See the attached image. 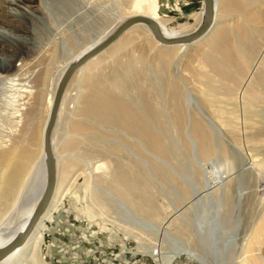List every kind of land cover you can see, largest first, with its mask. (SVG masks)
I'll return each mask as SVG.
<instances>
[{
	"label": "bare ground",
	"instance_id": "obj_1",
	"mask_svg": "<svg viewBox=\"0 0 264 264\" xmlns=\"http://www.w3.org/2000/svg\"><path fill=\"white\" fill-rule=\"evenodd\" d=\"M6 1L23 7L30 0ZM239 1L213 0L212 26L190 42L162 43L146 23L136 22L74 72L51 131L52 191L23 242L1 256L0 264H48L42 255L46 222L81 173L69 184L72 163L65 154L78 150L81 137L108 135L102 128L119 131L134 154H126L117 144L104 145L115 158L111 164L88 163L87 195L93 196L94 188L100 187L92 170H102L109 195L101 197L115 204L107 212L99 201L101 217L112 216L108 220L132 234L138 242L136 252H148L161 264L175 260L176 264H264V8L254 10L264 0H247L246 15L229 12ZM112 4L122 21L69 55L52 83L49 69L24 59L20 48L0 59V115L5 118L0 122V249L26 232L47 189L44 133L68 66L129 17L147 16L161 34L174 38L196 31L204 16V0L195 23L172 26L160 12L161 0H112ZM224 15L232 16L221 22L219 16ZM129 32L136 36L128 39ZM146 36L154 43L150 49L141 46L138 53L116 55ZM193 46L198 51L186 62L188 72L175 76L174 68L180 70L182 56ZM20 57L21 66L13 67L10 61ZM77 79L82 87L77 90L76 85L72 93ZM64 113V128L68 125L70 130L57 137ZM175 140L188 148L182 150L190 156L186 175L174 169L178 159L170 161L180 152L174 148ZM151 155L164 162H155ZM167 182L174 193L160 203L159 195L166 191L161 183ZM183 235L188 238L183 245H190V250L176 245L172 249Z\"/></svg>",
	"mask_w": 264,
	"mask_h": 264
},
{
	"label": "rangeland",
	"instance_id": "obj_2",
	"mask_svg": "<svg viewBox=\"0 0 264 264\" xmlns=\"http://www.w3.org/2000/svg\"><path fill=\"white\" fill-rule=\"evenodd\" d=\"M68 2L30 0L26 2L27 6L22 4L23 7H17L6 0H0V59L2 57L6 58L8 53L20 48L24 50V59L36 60V62L40 63V66L49 69V82L51 81L52 83L60 66L68 59L69 55H74L77 51L84 48L90 41L101 35L107 26L122 21L118 16L120 14H116L119 13V9L115 4H112V0H71ZM161 2L160 12L169 20V25L171 26L182 23H195L198 12L202 7V0H161ZM257 4L254 6V10L262 12L263 3ZM17 9L18 11H16ZM126 9H123L121 14L126 13ZM229 12L246 15L248 13L247 0H240L233 5ZM231 16H219V19L221 22H227ZM236 18L238 19V16ZM12 29L13 31H11ZM3 32L10 33V35H5ZM6 36H9L13 43ZM135 36L134 32L127 34L128 39H133ZM143 38V40H134L126 48L118 51L116 55L122 52L138 53L141 46H143L142 48L150 49L154 45L153 41L148 36ZM158 49V47H154V51ZM197 51L198 46L189 47L185 51L182 56L184 58L179 63L181 71L175 68L173 70L174 74L178 72L175 76L179 75L182 70L188 72L186 62L188 59H192ZM24 59L21 57L13 58L10 62L13 67H19L21 65L18 63ZM198 60L196 58L193 62H196L197 65V63L199 64ZM106 61L111 62V60ZM193 62L192 64L195 65ZM80 75L76 78L80 77ZM76 81L71 86L72 93L76 92L74 88L78 84V79ZM81 87L80 83L77 85V90H80ZM69 99L70 96H68L67 100ZM42 116L44 120L46 116V108L44 107ZM1 119L4 120L5 118L0 115V122ZM64 119L65 113L56 129L55 134L57 137L60 136L61 131L64 129L70 130L68 125L64 128ZM102 129L108 135L98 136L97 134H92L81 137L78 150H70L65 154V158L72 163L69 166V172L71 171L68 177L69 184L72 183L76 173H81L61 202L53 209L51 218L46 222L42 255L48 264H161L157 257L148 252H136L137 239L132 234L127 235L108 220L113 218L112 216H105L106 219L101 217L103 214L97 204L99 201L106 204L109 209L107 212L111 211L110 207L115 204L103 199V197L107 198L109 194H107L108 191L106 190L108 188L107 183L102 181L105 177L101 172L102 170H92L93 175L99 176L97 181L100 187L94 188L96 193L93 196L87 195L88 184L85 182V178L88 175V168L86 167L88 163L94 164L105 160L104 162L111 164L115 158L114 155L105 151L106 145L117 144L122 151L125 150L126 154H134L132 148L120 137L119 131L112 128ZM181 142L180 140H175L174 148H177L176 150H180V152H177V155H173L172 157L174 158H170V161L173 162L178 159L174 161V164L177 165L174 169L186 175L185 166L189 162L190 156L188 152L187 154L182 152V150L188 148ZM181 154L184 157L187 156V158L182 157ZM151 157L154 161L157 160L155 162H164L163 159H160L162 157L158 155H151ZM179 163L183 167L179 166ZM78 168L81 169L78 170ZM158 180L155 178V181L160 184V180ZM164 185L161 183V188L163 191L166 189V191L159 195L158 202L160 203L163 200H168L174 193V190H172L174 186L170 182L164 183ZM91 209L94 215H92ZM5 217L7 218L8 216ZM6 218L4 219L6 220ZM150 238L152 239V237ZM186 238L184 235L176 238L177 241L174 242L172 249H176V246H183L190 250V245H183L184 241L188 239ZM174 263L176 264V260L170 264Z\"/></svg>",
	"mask_w": 264,
	"mask_h": 264
},
{
	"label": "water",
	"instance_id": "obj_3",
	"mask_svg": "<svg viewBox=\"0 0 264 264\" xmlns=\"http://www.w3.org/2000/svg\"><path fill=\"white\" fill-rule=\"evenodd\" d=\"M212 8H213V0H204V16H203V20L199 28L190 34L179 36V37H174V38H168V37H165L163 34H161L155 21L147 16L136 15V16L129 17L126 20H124L111 35L106 37L102 42L97 44L94 48L86 52L79 59H77L76 61H73L68 66V68L64 71L60 79V82L58 84L54 102L51 108V113H50L49 120H48L46 129H45V133H44V146H45V152H46V156L48 160V167H49V178H48L47 189L42 197V200L40 201L39 205L37 206L34 212V215L31 219V222L26 232L21 237L15 238L7 246L0 249V257L8 253L9 251L13 250L16 246L20 245L23 242L25 235H27L30 228L36 222L38 216L40 215L42 211L44 203L46 202L47 198L49 197L52 191V188L54 185V179H55V160H54L55 158L51 150V142H50L51 131H52V128L56 120L57 112L59 110V106L61 103L63 93L65 91L68 81L70 80L74 72L81 65H83L86 61H88L89 59H91L92 57L102 52L107 47H109L124 31H126L131 25H133L136 22L146 23L150 27L155 37L162 43L174 44L178 42H190L192 40H195L203 36L205 33H207V31L212 26L213 24Z\"/></svg>",
	"mask_w": 264,
	"mask_h": 264
}]
</instances>
